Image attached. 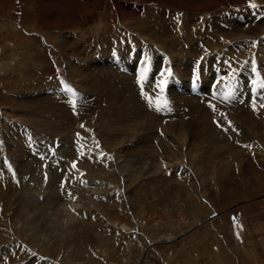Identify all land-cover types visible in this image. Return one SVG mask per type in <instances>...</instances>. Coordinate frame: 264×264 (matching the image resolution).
I'll use <instances>...</instances> for the list:
<instances>
[{"label": "rangeland", "instance_id": "obj_1", "mask_svg": "<svg viewBox=\"0 0 264 264\" xmlns=\"http://www.w3.org/2000/svg\"><path fill=\"white\" fill-rule=\"evenodd\" d=\"M247 1L0 0V264H264V19ZM123 34L175 70L182 93L165 82L162 101L160 76L143 75L163 113L112 65L136 62ZM204 67L201 97L187 95ZM214 69L236 75L243 104L204 106ZM247 118L262 119L256 134Z\"/></svg>", "mask_w": 264, "mask_h": 264}, {"label": "bare ground", "instance_id": "obj_2", "mask_svg": "<svg viewBox=\"0 0 264 264\" xmlns=\"http://www.w3.org/2000/svg\"><path fill=\"white\" fill-rule=\"evenodd\" d=\"M152 20H150V21H146L147 23H150L152 26H154V28L156 29V30H159L160 31V33H162L161 35L163 36L164 34H168L167 32H168V29H169V27L167 26V23L165 22V21H162V23L160 22V21H154V22H151ZM146 23V24H147ZM196 34H194V38H195V40H194V38H193V36L191 35V38L189 37V40H191V42H193V41H195V43L197 42V41H199V40H206V39H208L209 38V34L207 35V37L205 38V36H206V34L207 33H201V32H199V31H196L195 32ZM205 38V39H204ZM205 43V42H204ZM193 47V46H192ZM195 47V46H194ZM142 56H144V55H142ZM118 57H119V59H120V61H123V60H121L122 59V56L120 55H118ZM138 56H135L134 57V59L133 60H136V58H137ZM159 59V58H158ZM138 60V59H137ZM155 59H153V61H154ZM141 61V60H140ZM110 64V63H109ZM144 65V64H143ZM117 66H118V64H117ZM116 66V67H117ZM153 68H154V71L155 70H157L156 69V63L154 62L153 63ZM148 68H150V67H148ZM206 70V72H204V71H202V72H198L199 73V75H198V81H200V82H198V83H200V91L202 92L203 91V87H204V85H206V83L205 84H203V82H205L204 81V76H206V75H208L210 72H208V69L206 68V67H204ZM141 72V71H140ZM174 72H175V70H174ZM88 73H90V72H88ZM223 72L221 71V74H222ZM175 74H176V72H175ZM213 75V78H212V81H211V83H210V85H208L209 86V94L211 93V87H212V91H214V88H215V93L216 94H218L219 96H220V98L221 99H223V100H225L226 101V104H222V102H220V100H218L217 98H216V94L214 95V96H211V99H207V102L205 103L206 105H204V106H206V107H208V108H211V107H209L208 106V104L210 103V102H212V104H214V107L216 108L217 106H220V107H222V106H230L231 104H234V103H236V102H238L239 101V105H241V104H243L244 102H242V101H240L242 98H243V96H242V92L240 91V92H238V90H239V88H238V90L237 89H235V87H234V85H232V83H231V81H229L228 79H224V80H220L219 82H218V80H217V77H216V75L214 76V74H212ZM223 75V74H222ZM140 76V75H139ZM235 78H236V75H235ZM142 79H143V77H142ZM151 79V78H150ZM161 79V80H160ZM160 82L161 81H163V79L160 77ZM193 79H196V77H194ZM197 81V80H196ZM215 81H216V83H215ZM84 82V81H83ZM149 82H150V80H149ZM149 82L145 85L144 84V86L146 87L148 84H149ZM163 83L164 82H161L160 84H159V88H163ZM89 83H87V86H89V88H90V90L91 91H96L98 88L96 87V86H94L93 84H89ZM165 84V83H164ZM177 84H179V82H177V83H175V87H178V88H180L179 86H177ZM104 85V90H106L107 88H106V84H103ZM149 86V85H148ZM207 86V87H208ZM221 87V89H219L218 87ZM144 87V88H145ZM159 88H157L156 89V94H159L158 93V89ZM40 89V88H39ZM181 89V88H180ZM36 90V89H35ZM153 90V89H152ZM182 90V89H181ZM235 90L238 92H235ZM39 91H44V89L42 88V89H40ZM46 91H48V90H46ZM51 91V90H50ZM45 92V91H44ZM173 92H176L175 91V89L173 90ZM204 93H205V91H204ZM237 94H239L240 95V97H237ZM93 95H95V94H93ZM44 96H45V98H47V99H49L50 101V103H52L53 105L54 104H57V105H59V103H58V101L57 100H55V96H50V95H47V94H45L44 93ZM236 99H237V101H236ZM240 99V100H239ZM240 102H242V103H240ZM248 119V118H247ZM246 119V120H247ZM250 120V126H252V132L254 133V134H256L254 131H259L261 128L260 127H262L263 125L261 124V123H258V120L259 119H254V118H251V119H248L247 120V122ZM260 120H262V119H260ZM259 120V121H260ZM262 121H264V120H262ZM213 123H214V125L216 126L217 125V121L213 118ZM213 130V129H212ZM210 131H211V128H210ZM209 132V131H208ZM211 134H206L205 135V138H207V137H211L210 136ZM173 240H172V238H165V239H162V243L163 244H165V243H171Z\"/></svg>", "mask_w": 264, "mask_h": 264}, {"label": "snow or ice", "instance_id": "obj_3", "mask_svg": "<svg viewBox=\"0 0 264 264\" xmlns=\"http://www.w3.org/2000/svg\"><path fill=\"white\" fill-rule=\"evenodd\" d=\"M252 6L255 7V5H252ZM260 87L264 88V83H261ZM161 90H163V89L161 88ZM69 91H70V89H69ZM73 106H75V101H73ZM261 107H264V105H261ZM81 127H83V125Z\"/></svg>", "mask_w": 264, "mask_h": 264}]
</instances>
